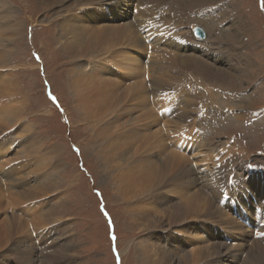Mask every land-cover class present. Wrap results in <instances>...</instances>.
<instances>
[{
  "label": "rangeland",
  "instance_id": "1",
  "mask_svg": "<svg viewBox=\"0 0 264 264\" xmlns=\"http://www.w3.org/2000/svg\"><path fill=\"white\" fill-rule=\"evenodd\" d=\"M74 1L59 8L56 7L57 0H2L0 3V224L12 215H21L28 227L26 231L21 230L20 235L14 234L8 244L3 242L2 246L0 243V264H147L146 248H157V245L171 254L177 263L183 254L187 256L193 251L204 250V255L194 264H264V255L258 258L254 253V242L258 241L264 248V227L255 234L251 231L256 227L254 217L259 212L253 211L251 197L245 198L248 191L264 194V181L257 188L249 186L250 179L264 175L262 0L213 1V5L217 4L214 6L217 12L213 7L203 8L197 18L196 14L191 18L192 13L178 11L173 2L162 6L160 2L149 5L141 0H127L129 5L120 2L117 4L120 7L115 0L100 4L94 2L111 6L118 13L126 12L125 17H119L121 21L113 20V16L110 20L102 19L91 9L84 11V8H80L82 5L74 4ZM95 6L92 4L91 7ZM160 11L162 13H158ZM153 15V22L163 17L160 22L165 26L173 29L183 27L185 32L179 35L176 31V39H165L157 26L151 30L157 35L138 32L140 37L132 39L141 40L143 44L133 48V44L126 43L125 39L123 41L120 33H117L119 31L115 30V35L110 36V41L105 44L112 45L111 56L105 55L104 48L97 47L96 51L100 50L95 56H100L101 60L96 61L91 60L94 55L86 60H74L76 52L67 48L72 38L64 35V31H69L75 25L89 28V31H84L85 39L93 41V36H103L98 27L106 21L122 26L132 21V24L140 22L152 28L149 23ZM149 16L150 19H147ZM209 19H214L216 23H211ZM237 21L244 29L241 27V33L235 37L233 32L234 26H238ZM62 23L66 25L63 29L60 26ZM196 25L207 33L206 41L195 39L192 29ZM228 26H233V29L230 31ZM165 32L169 33L168 30ZM186 41H195L198 45L185 47L180 44ZM213 42L216 43L215 47L220 46L223 50L233 45L238 48L234 55H225L226 61L219 55V63L215 64L211 56L206 54L208 59L203 57L205 49V52L216 55L218 51L215 47L207 49L212 47ZM93 47H96L95 43ZM131 53L141 62L144 61V68L136 65L133 58L126 57ZM182 53L200 57L196 59L203 66L196 65V71H190L188 67L177 68L174 57ZM202 57L207 63L201 60ZM239 59L242 61L240 71L234 69L236 66L233 68ZM103 60L109 62L108 65L112 62L119 64V76L115 72H105L109 80L116 78L117 85L111 86L106 82L98 89H94L95 86L94 90L90 89L86 81L97 84L96 77L104 72L98 63ZM158 64L165 67L162 73L168 75L167 79L170 80V83H161L160 88H164V91L157 90V77L160 78L157 76ZM172 64L175 66L173 69L169 68ZM206 64L215 65L219 74L216 76L217 73L213 71L212 76L208 75L210 72L205 70ZM77 72H81L79 79L84 84L77 85ZM78 87L83 94H77ZM53 96L56 97L55 102ZM104 96L108 99V109L110 104L115 105L119 116L117 114L115 118V115H109L108 109H104L106 115L102 120L105 125L100 120L102 125L98 120H90L88 111L82 108V97L94 104ZM128 112H131L130 117ZM138 116L143 117L138 126L139 140L129 146L131 152L136 153V160L149 158L158 166L160 159L167 155L168 148L163 147L164 152L150 149V137H154V131L158 136H163L169 149H175L182 155L188 149V143L192 146L202 144L206 132L208 140L212 135L215 137V145L202 148V154L188 162L180 160V157L175 158V165L167 170L161 187L151 188V181H144L119 192L113 180L108 179V174L102 171L95 144L106 127L110 129L108 133L112 134L119 129V122L124 123L129 121L128 118L136 119ZM151 116L159 118L152 123ZM204 117H208V126L214 132L201 122ZM114 122H117L116 128ZM166 124L168 126L165 127ZM186 134L192 138L185 137ZM186 155L189 158L195 153L187 151ZM187 164L194 175L188 177L196 180L198 177L200 184L196 181L187 190L184 187L180 190L178 182L169 183L168 174L180 172L187 168ZM254 168L256 171L253 174L254 171H251ZM232 177L235 184L230 188ZM214 179L220 182L223 179L224 187L219 190L211 188ZM217 186L218 183L213 185ZM225 188L230 190L231 199L224 202L225 196L222 195ZM202 191L206 193L209 203L201 205L198 212L194 211L192 218L174 222L170 211L179 205L187 207L188 196ZM164 195L168 197L165 199ZM28 196L32 201L28 202ZM159 198L164 199L161 202ZM254 198L256 200L259 196L255 195ZM233 200L235 202L231 203ZM239 212L241 214L236 216ZM249 222L252 223L250 227L247 226ZM201 229L205 231L202 230V233ZM150 244L154 246H147ZM207 244H211V247ZM214 247L216 254L205 253L206 250L214 251Z\"/></svg>",
  "mask_w": 264,
  "mask_h": 264
},
{
  "label": "bare ground",
  "instance_id": "2",
  "mask_svg": "<svg viewBox=\"0 0 264 264\" xmlns=\"http://www.w3.org/2000/svg\"><path fill=\"white\" fill-rule=\"evenodd\" d=\"M72 1H74V0H57V2H58V4H56V7H61V6H63V5H65L66 3H70V2H72ZM96 1H98L99 2V4H100V2H102V1H106V0H75L74 2V4H79V5H82V7H80V8H84V11H88V9H91L90 11L93 13V14H95L96 16H100V18H102V19H111V17L113 16V20H115V21H121V20H118V19H120V18H123V16L125 17V13L126 12H124V11H122L121 13H118V12H115L114 10H112V7L111 6H103V5H99V4H97V3H94V2H96ZM110 1V0H109ZM142 1V3H144V4H153V5H157V3H155V2H160L161 3V5L162 6H165V5H171L172 4V2L173 3H175L174 4V6L175 7H177V9H178V11H180V10H185V11H187V12H190V13H192L191 14V18H192V16L193 15H195L196 16V18L197 17H200V12H201V9H203V8H207V7H213V10L215 11V12H217V8H215L214 6H217V4L215 5H213L212 4V2L214 1H217V0H141ZM202 1H204V2H202ZM2 2V0H0V3ZM115 2H116V5L118 4V3H120V2H122V3H124V5L126 6V5H129V3H126L127 2V0H115ZM200 2H202V3H200ZM112 3V2H111ZM200 3V4H199ZM92 4H95L96 6L93 8V7H91L92 6ZM0 6H1V4H0ZM118 7H120L119 5H117ZM152 6V5H151ZM73 7V6H72ZM118 9V8H117ZM75 10V9H74ZM145 11V10H144ZM184 11V12H185ZM110 12V13H109ZM116 13V14H115ZM145 13V12H144ZM176 13H178V12H176ZM4 14V13H3ZM188 14V13H187ZM140 15V14H139ZM147 15V14H146ZM183 15V14H182ZM11 15H9V16H7L6 18H8V17H10ZM179 16V15H178ZM105 17V18H104ZM120 17V18H119ZM187 17V16H186ZM189 17V18H190ZM141 18V17H140ZM179 18H180V16H179ZM188 17H187V19H189ZM182 19H183V17H182ZM77 20H80V18L79 19H77ZM97 20V18H95V21ZM106 21V20H105ZM146 21V20H145ZM185 21V20H184ZM187 21V20H186ZM208 21H210L211 23H216V21L214 20V19H209ZM232 21V20H231ZM107 22V21H106ZM106 22H104V25H102L101 27L99 26H97L98 27V29H101L102 30V35L103 36H101V37H98L97 38V36L94 38V36H93V41L91 40V41H89V40H86L85 39V35H84V31L86 30H88L89 31V28H86V27H84L83 25H75L74 27H71L70 29H69V31H67V30H65L64 31V35H69L70 36V38H72V40L68 43V45H67V48H70V49H74V51L76 52V54L75 55H73L74 56V60H77V59H87V58H91L93 55V57L91 58V60H98V59H100L101 60V58H99L100 56H95V54H96V52H98V51H96V48L97 47H100L101 49L102 48H104V52H105V55L107 56H111V52H112V50H111V47H112V45H110V46H106L105 44L106 43H108L109 41H110V36H114L115 35V30H118L119 32H117V33H120L119 35L122 37V39H123V41H124V39H125V41H126V43H131V44H133V48H135V47H139V46H142V44H143V42L140 40H138V38H137V40L138 41H136V39L134 40V39H132L133 37L134 38H136V37H140L137 33L139 32V33H146V32H151V35H157L156 33L157 32H154V31H151L153 28H150V27H148L147 25L148 24H146V23H144V24H141L140 22H138V23H136V24H132V22H130L131 24H129V23H126L125 25H124V23H123V25L124 26H122V25H112V24H108V23H106ZM144 22V21H143ZM181 23V22H180ZM238 21H237V25H238ZM235 24V25H236ZM61 26V28L63 29L64 28V26H66V25H63V23L60 25ZM196 26H199V25H196ZM221 26V25H220ZM195 26H193V28H194ZM242 27V25H238V26H234V32H233V35L236 37L237 36V34L240 32L241 33V30H240V28ZM228 28H229V30L231 31V28L233 29V26H228ZM97 29V28H96ZM219 29V26L217 27V29H216V31ZM237 29V31H235ZM242 29H244V27H242ZM221 30V29H220ZM192 31H193V29H192ZM222 31V30H221ZM100 32V31H99ZM95 33V32H94ZM97 33V32H96ZM91 34V33H90ZM92 35V34H91ZM98 35V34H97ZM194 35V34H193ZM119 37V36H118ZM195 37V36H194ZM197 37H195V39H196ZM121 39V38H120ZM132 39V40H131ZM187 39H189V38H187ZM193 39V38H192ZM197 39H199V38H197ZM117 40V39H116ZM181 40V39H180ZM186 40V39H185ZM207 40V39H206ZM205 40V41H206ZM231 40H234V39H231ZM118 41V40H117ZM190 41V40H189ZM198 41V40H197ZM116 42V41H115ZM119 42V41H118ZM96 44V47L94 48L93 47V44ZM121 43V42H120ZM194 43H195V41H194ZM112 44V43H111ZM200 44V43H199ZM214 44H216V43H214L213 42V44H212V47H207V49L209 50H211L212 48H214L215 47V45ZM130 45V44H129ZM158 45V44H157ZM201 45V44H200ZM203 45V44H202ZM220 45V44H219ZM231 45H233V44H231ZM218 46V45H217ZM92 47V48H91ZM118 47V46H117ZM117 47H115V48H117ZM150 47V46H149ZM91 48V49H90ZM127 48V47H126ZM236 48H238V46H236V45H233V46H228V47H226V48H224V50L222 49V47H215L214 49L216 50V51H218V52H216L215 54L216 55H214V54H211L210 52H205L206 51V49H205V51H204V53H203V57H205V58H207L206 56L208 55V56H211L214 60H215V64H218L219 62H218V60H219V58H221V57H218L219 55H221V56H223L222 58H223V60H227V59H224V57H225V55H234L235 54V50H236ZM94 49V51L93 52H89V53H92V54H90V55H87V54H89V53H86L85 51H91V50H93ZM157 49H158V47H157ZM169 49V48H168ZM120 50V49H119ZM150 50V49H149ZM173 50V49H172ZM175 50V49H174ZM115 51V50H114ZM177 51V50H176ZM225 51V52H224ZM166 52H167V50H166ZM213 52V51H212ZM231 52H232V54H231ZM233 52H234V54H233ZM214 53V52H213ZM230 53V54H229ZM123 54H125V53H123ZM173 54V53H172ZM179 54H180V52H179ZM184 54V55H183ZM207 54V55H206ZM151 55H152V53H151ZM178 57H174V56H172V57H174L175 58V60H176V63H175V66L177 67V68H180V69H182V67H188V68H191V69H189L190 71H196V65H199V66H203L202 65V63H200L199 61H198V59H196V58H199L200 59V57H196V56H193L192 57V55L190 56V55H188L187 56V53H182L181 55H177ZM102 57H104V59H105V56H102ZM126 57H128V58H133L134 60H135V64L136 65H142V68H144V61L143 62H141L142 60L140 59V58H138L136 55H134V54H132L131 53V55L129 54L128 56H126ZM203 57L201 58V60L204 62L205 60L203 59ZM103 59V58H102ZM108 59V58H107ZM208 59V58H207ZM221 60V59H220ZM107 61V60H106ZM109 61V60H108ZM112 62V61H111ZM206 62V61H205ZM108 63L109 62H105L104 60L103 61H99V65L98 66H101V69L104 71L103 72V74L101 75V76H98V77H96V81H97V84L95 83V82H91V81H86V83L89 85V87H90V89H93V87L95 86V88L94 89H98L99 87H100V85L102 84V83H106V82H108V83H110L111 84V86H113L114 84L115 85H117L115 82H117L115 79V77H112L111 78V80H109L108 78H107V76H106V73L105 72H111V73H113V72H115L118 76H119V64L118 63H115V62H112V63H110L109 65H108ZM207 63V62H206ZM241 63H242V61H241V59H239V61H238V63H236V65H233V68L234 69H238L239 71H240V68H242V67H239L240 65H241ZM155 64V63H154ZM211 64V63H210ZM213 64V63H212ZM228 65V64H227ZM115 66V68H113ZM150 66V65H149ZM173 64H172V66H170L169 68H174L175 67ZM215 66V65H214ZM214 66L212 67V65H209V64H206V68H205V70H207V72H210V73H208V75H210V76H212V72L213 71H215L217 74H216V76L219 74V70H218V68H216V66H215V68H214ZM152 68V67H151ZM157 68H159V71L157 72L158 74H157V76H160V78H158L157 77V90H160V91H162L163 89H162V87L160 88V85H161V83L162 82H164V84H166V83H170V82H168V81H170V80H168L167 78H168V75H166L165 76V74L163 75V73H162V71H164L163 70V68H165V67H163V65L161 64H158L157 65ZM176 68V69H177ZM169 70V69H168ZM179 70V69H178ZM177 70V71H178ZM242 70V69H241ZM243 70H244V68H243ZM144 71H145V69H144ZM143 71V72H144ZM152 71V70H151ZM171 72H173V71H171ZM241 72H244V71H241ZM151 73V72H150ZM149 73V74H150ZM175 73H176V71H175ZM145 74V73H144ZM147 74V73H146ZM166 74H168V73H166ZM195 74L196 75H200L199 73H197V72H195ZM82 75H83V73H82ZM239 75H241V74H239ZM81 76V72H77L76 74H75V77L77 78V81L79 82L77 85H81V84H84V83H82L81 81H80V79L79 78H81L80 77ZM93 75H91V77H92ZM111 76H113V75H111ZM170 76V75H169ZM201 76H202V74H201ZM152 76H150V78H151ZM156 77V76H155ZM150 78H148V79H150ZM171 78V77H170ZM169 78V79H170ZM196 78V77H195ZM241 78V77H240ZM74 79V78H73ZM104 79H106V80H109V81H106V80H104ZM171 79H173V78H171ZM86 80V79H85ZM205 80H207V79H205ZM156 82H154V83H156ZM173 82V81H172ZM81 83V84H80ZM176 83V82H175ZM184 84V83H183ZM76 85V84H75ZM76 85V86H77ZM139 85V84H138ZM163 85V84H162ZM119 86V85H118ZM165 86V85H164ZM208 86V85H207ZM152 87V86H151ZM156 87V86H155ZM103 88V87H102ZM172 88V87H171ZM77 89V88H76ZM93 89V90H94ZM105 89H107V88H105ZM180 89V88H179ZM166 90V89H165ZM168 90V89H167ZM210 90V89H209ZM75 91V90H74ZM114 91V90H113ZM136 91V90H135ZM164 91V90H163ZM185 91V90H184ZM86 92V91H85ZM115 92V91H114ZM127 92V91H126ZM138 92V91H137ZM159 92V91H158ZM168 92H170V91H168ZM179 92V91H178ZM77 94L78 95H80V94H83V90L81 89V88H79L78 87V90H77ZM90 94H93V93H90ZM101 95H102V93H100ZM136 93H134V95H135ZM187 94V93H186ZM94 96V95H93ZM137 96V95H136ZM91 97V96H90ZM155 97V96H154ZM177 97V96H176ZM191 97V96H190ZM196 97V96H195ZM194 97V98H195ZM80 98V97H79ZM106 98H108V95H107V97ZM105 98V96H104V98H98V101H94V104L92 103V102H89L88 100H85L86 98H84V97H82V100H83V107L82 108H84L85 109V111H88V113H87V115L89 116V118H90V120L91 121H99L100 122V120L103 122V124L105 123L103 120H105V118H104V116L103 115H106V113L104 112L105 110L104 109H108V104L106 103L107 101L106 100H108V99H106ZM179 98V97H178ZM115 99V98H114ZM164 100V99H163ZM196 101H198L197 99H195ZM133 101V100H132ZM194 101V100H193ZM196 101H194V103H196ZM82 102V101H81ZM153 102H155V101H153ZM192 102V101H191ZM190 101H189V103H191ZM129 103V102H128ZM133 103V102H132ZM135 103H137V102H135ZM134 103V104H135ZM198 103V102H197ZM129 105V104H128ZM194 105V104H193ZM11 106V105H10ZM16 106V105H15ZM149 106V105H148ZM185 106V105H184ZM145 107V106H144ZM186 107V106H185ZM187 107H189V106H187ZM121 108V107H120ZM123 108V107H122ZM132 108V107H131ZM150 108V107H149ZM188 109V108H187ZM140 110H142V108H140ZM107 111H109L110 112V114L109 115H115V118H117L116 116H117V108L115 107V105H111L110 104V109H108ZM145 112H147V111H145ZM154 112V111H153ZM188 112V111H187ZM142 113H144L143 111H142ZM141 113V114H142ZM152 113V111L150 110V114ZM155 113V112H154ZM153 113V114H154ZM177 112H175L174 113V115L176 114ZM212 113V112H211ZM124 114V113H123ZM127 115H129L128 117H130V115H131V112H128L127 113ZM126 115V116H127ZM118 116H119V114H118ZM123 116V115H122ZM142 116H143V114H142ZM154 116V115H153ZM153 116H151L152 117V119L153 120H151V122L152 123H155V120L156 119H158L157 117H153ZM206 116H207V114H206ZM17 117V116H16ZM114 117V116H113ZM133 117V116H132ZM135 117V116H134ZM139 117V116H138ZM145 117V116H144ZM147 117V116H146ZM176 117V116H175ZM174 117V118H175ZM189 117V116H188ZM173 118V117H172ZM172 118L170 119V120H172ZM210 118V117H209ZM12 119V118H11ZM17 119V118H16ZM103 119V120H102ZM119 119V118H118ZM118 119H116V120H118ZM145 119H147V118H145ZM176 119H177V117H176ZM175 119V120H176ZM186 119H188L187 117H186ZM201 119H202V116H201ZM9 120V119H8ZM89 120V119H88ZM107 120V119H106ZM110 120V119H109ZM125 120V119H124ZM127 120V119H126ZM128 120L129 121H127V122H124V123H120L119 122V129L117 130L116 129V131L115 132H112V134H109L108 132H109V128H105L101 133H102V136H99L100 138H99V142H96V144H95V146H96V148H97V153H99V155H98V157H99V162H100V164L103 166V172L104 173H106V175L108 174V179H110V180H113V183H114V186L118 189V191L119 192H122L123 190H125L126 188H128V187H133V186H136V184L137 183H139V182H141V183H143L144 181H151L150 183H149V185H150V187L151 188H154V187H156V186H160V185H162V183L165 181L164 180V178L166 177V175H167V170H169V167H174V163H175V158H177V157H180V160H184L185 162H188V160H192V159H194L195 157H198L200 154H202V148H208V147H211V146H213V145H215V137L212 135V134H210V135H212V138H211V140H208L207 138H209V135H208V133L206 132V135H205V140H204V142L202 143V144H200V145H195V146H192L191 145V143H188V145H189V147H188V149H186V151H185V154L183 153V155L182 154H180V153H178V151H176L175 149H169V146H168V144H166L165 143V141H164V138H163V136H158V134H157V131H154L153 132V134H154V137L152 136V137H150V145H149V147H150V149H152V150H154V149H156L158 152H162L163 151V147L164 148H168V149H166V150H169L168 151V153H167V155L165 156V158L164 159H160L161 161H160V163L158 164V166H157V163L155 162V161H151V159H149V158H146V160H144V161H142V160H136V158H135V156H136V153H132L131 152V147H129L135 140H137L138 138H137V134L139 133V129H138V126H140L139 125V123L140 122H142L143 121V117L141 118V117H139V118H136V119H133V118H128ZM207 120H208V117H204L203 118V120H201V122L204 124V126H206L208 129L210 128L209 126H208V124H209V122H207ZM119 121V120H118ZM145 121H148V120H145ZM177 121V120H176ZM181 121V120H180ZM88 122V121H87ZM90 122V121H89ZM102 122H100L101 124H102ZM106 122H108V121H106ZM182 122V121H181ZM99 123V124H100ZM110 123V122H109ZM115 123V122H114ZM114 123H112V124H114ZM117 123V122H116ZM116 123H115V128H116ZM125 123H126V125H125ZM94 124H97V123H94ZM102 124V125H103ZM176 124V123H175ZM183 123H181V125H182ZM105 125V124H104ZM145 125L146 126H148V123L147 122H145ZM154 125V124H153ZM179 125V124H178ZM210 125V124H209ZM135 126H137L136 128H135ZM155 126V125H154ZM166 126H168V124H166L165 125V127ZM176 126V125H175ZM97 127V126H96ZM104 127V126H103ZM150 127V126H149ZM179 127V126H178ZM95 128V127H94ZM172 128V127H171ZM184 128V127H183ZM189 128V127H188ZM174 129H175V127H174ZM213 128H210V130L212 131V132H214L213 130H212ZM99 130V129H98ZM171 130V129H170ZM169 130V131H170ZM163 131H164V129H163ZM176 131V130H175ZM174 130H173V132H175ZM172 132V133H173ZM142 133V132H141ZM171 133V134H172ZM178 134H180V132L178 133ZM150 135V134H149ZM176 135V134H175ZM185 135V134H184ZM184 135L181 137V138H183L184 137ZM151 136V135H150ZM179 136V135H178ZM139 137V136H138ZM145 137V136H144ZM171 137V136H170ZM185 137H187V138H192V137H189V134H186V136ZM139 138H141V137H139ZM173 139V138H172ZM139 140V139H138ZM143 140H145V138L143 139ZM141 141V140H140ZM142 142V141H141ZM140 142V143H141ZM171 142H172V140H171ZM178 142H181V140H178ZM188 142V141H187ZM138 143V142H137ZM172 143H174V142H172ZM184 143V142H183ZM185 143H186V141H185ZM2 145V144H1ZM184 145V144H183ZM4 147V146H3ZM135 147H137V145H135ZM171 147V146H170ZM182 147V146H181ZM7 148V147H6ZM143 148V147H142ZM176 148V147H175ZM213 148V147H212ZM92 149H94V148H92ZM138 149V148H137ZM137 149H136V151H137ZM145 149V148H144ZM219 149V148H218ZM217 149V150H218ZM140 150V149H139ZM152 150L150 151V152H152ZM181 150V149H180ZM149 151V150H148ZM190 152L191 154H194L195 153V155H192V156H190L189 158H187L186 156V152ZM210 151L211 152H213L212 150H211V148H210ZM164 152V151H163ZM207 152V151H206ZM138 153V152H137ZM147 153H149V152H147ZM155 155V154H154ZM159 156V155H158ZM161 156V155H160ZM211 156V155H210ZM213 156V155H212ZM215 156V155H214ZM149 157V156H148ZM205 157V156H204ZM216 157V156H215ZM220 157V156H219ZM27 158V157H26ZM160 158V157H159ZM205 158H207V157H205ZM28 159V158H27ZM142 159V158H141ZM216 159V158H215ZM203 160V159H202ZM208 160H211V159H208ZM214 160V159H213ZM32 161V160H31ZM215 161V160H214ZM2 162V161H1ZM0 162V163H1ZM3 162H5V161H3ZM190 162V161H189ZM202 162V161H201ZM209 163V162H208ZM239 163V162H238ZM216 164V163H215ZM231 165V164H230ZM176 166H178V165H176ZM193 167V166H192ZM235 167V166H234ZM16 168H18V167H16ZM15 168V169H16ZM172 169V168H171ZM175 169V168H174ZM178 169V168H177ZM176 169V170H177ZM225 169V168H224ZM175 170V171H176ZM180 170V169H179ZM221 170V169H220ZM10 172V171H9ZM12 172V171H11ZM172 172V171H171ZM103 173V174H104ZM199 174V173H198ZM207 174H208V172H207ZM261 174V173H260ZM205 175V174H204ZM3 176V175H2ZM168 176L170 177L169 178V183L171 184H173L174 182H178V184H180L181 186H180V190H182L183 189V187H184V189H186L187 190V187H189L190 185H192V184H195L196 183V181H198L199 182V180H198V177H197V180L195 179V178H190V177H188V176H194L193 175V171H192V169L189 167L188 168V164H187V168L185 167L183 170H181L180 172H177V173H175V174H168ZM201 176V175H200ZM254 176V175H253ZM208 177V176H207ZM213 177V176H212ZM256 177H258V179H259V181H256L255 183H253V181H251V183H249V186H251V185H254V187L255 188H257L258 186H259V184H260V182H263V177H264V175H259V176H256ZM241 178V177H240ZM160 180V181H159ZM212 180V179H211ZM238 180V179H237ZM158 181V182H157ZM204 181V180H203ZM217 181V182H216ZM239 181H241V180H239ZM218 183L219 184V186H217V187H213V185L215 184V183ZM220 182V180H216V179H214L213 181H212V184L210 185V187L211 188H213L214 190L215 189H218L219 190V188H223L224 186H223V184L225 183V181L222 179L221 180V182ZM199 184H200V182H199ZM239 184L240 185H243L241 182H239ZM166 185V184H165ZM205 185H206V183H205ZM209 185V184H208ZM226 185V184H225ZM264 186V185H263ZM161 187V186H160ZM171 187V186H170ZM147 188V187H146ZM230 188H231V186H230ZM246 189H249V187H245ZM244 188V189H245ZM129 189V188H128ZM171 189V188H170ZM173 189V188H172ZM177 189V188H176ZM244 189H242V190H244ZM259 189V188H258ZM179 189L177 190V191H180ZM213 190V191H214ZM264 190V189H263ZM262 190V191H263ZM147 191V190H146ZM148 191H149V189H148ZM161 191V190H160ZM212 191V192H213ZM220 192V191H219ZM124 193V192H123ZM144 193V192H143ZM142 193V194H143ZM168 193V192H167ZM246 193V192H245ZM127 194V193H126ZM141 194V195H142ZM206 193L204 192V191H202V192H199V193H192V194H190L189 196H188V202L187 201H185V202H187V207H185V206H182V205H179V206H176V207H174L173 208V210H171L170 211V213H171V217H172V220L174 221V222H177V221H180V222H184V221H186V220H188V219H190V218H192V214H193V212L195 211V212H198V210H199V208H200V206L202 205L203 206V204L205 205V203H209V201H208V198H207V195H205ZM129 195V194H128ZM154 195V194H153ZM1 196V195H0ZM133 196V195H132ZM165 196V195H164ZM216 196V195H215ZM258 196V195H257ZM130 197V196H129ZM166 197H168V195L167 196H165V199H166ZM27 198V197H26ZM180 198V197H179ZM141 199H142V197H141ZM164 198H159V201H161L162 202V200H163ZM182 199V198H181ZM2 200V199H1ZM214 200V199H213ZM29 201H32V200H30V198H29V196H28V202ZM220 201V200H219ZM27 202V203H28ZM171 202V201H170ZM182 202H183V200H182ZM164 203V202H163ZM162 203V204H163ZM211 203V202H210ZM254 202L251 200V204H253ZM185 204V203H184ZM183 204V205H184ZM212 204V203H211ZM240 204V203H239ZM177 205V204H176ZM213 205V204H212ZM249 206V205H248ZM218 208V210L221 212V213H223L220 209H219V207H217ZM247 208V207H246ZM245 208V209H246ZM251 208V207H250ZM161 209V208H160ZM244 209V208H243ZM254 209V208H253ZM246 211V210H245ZM244 211V212H245ZM27 213V212H26ZM224 214V213H223ZM246 214V213H245ZM252 215V214H251ZM23 216H21V215H19V216H16V215H12V216H10V217H8L6 220H4L3 221V223L2 224H0V243H1V245H2V243L3 242H6V244H8L9 242H11L12 241V239L14 238L13 237V235L15 234L16 236H18V235H20L21 234V230H23V231H26L27 229H28V227H27V224H26V222H24V219L22 218ZM25 217H27V216H25ZM199 217V216H198ZM246 217V216H245ZM48 218V217H47ZM141 218V217H140ZM139 218V219H140ZM26 220V219H25ZM43 221V220H42ZM204 221V220H203ZM179 222V223H180ZM186 224H187V222H186ZM252 224V223H251ZM251 224H250V222L249 223H247V226L248 227H250L251 226ZM30 225V224H29ZM238 227H240L239 225H237ZM207 228V227H206ZM251 229H253V228H251ZM196 230V229H195ZM205 231L204 229H201V231ZM203 231H202V233H203ZM245 234H248L246 231L244 232ZM194 235V234H193ZM204 236V235H203ZM202 236V237H203ZM160 239H162V238H160ZM175 239H177V238H175ZM173 242V241H172ZM175 243L176 242H178V241H174ZM258 242V241H257ZM254 242V246H256V251L254 252L255 253V256H257L258 258H260V257H262V255H264V253H263V250H264V248H262L263 246L258 242ZM175 243L173 244V243H171V244H173V245H175ZM181 244H183V243H181ZM204 244V243H203ZM208 245V247H211L209 244H207ZM214 246H215V244H213ZM3 246V245H2ZM147 246H154V245H152V244H150V245H147ZM160 246H161V244H160ZM218 246V245H217ZM155 247V249H153ZM154 247H152V249L151 248H146V250H145V253H146V257H145V261H146V263L147 264H194L195 262H197L198 260H200L201 259V255H204V253H203V251L204 250H202V252H191L190 253V255H184L183 253V257H182V259L181 260H179V262L177 263L176 261H174L172 258H171V254H169V253H167V251H165V249L163 250H161L160 248H159V246L157 245V248H156V246H154ZM178 247V246H177ZM207 247V246H206ZM164 248V247H163ZM255 248V247H254ZM182 250V249H181ZM187 251V250H186ZM216 247H214V251H213V249H211V250H206L205 251V253L206 254H208V253H210V254H216ZM170 252H173V250H171ZM175 252V251H174ZM219 252V251H218ZM225 252V251H224ZM179 253H181V252H179ZM240 253V252H239ZM178 254V253H177ZM241 254V253H240ZM218 255H220V254H218ZM148 257V258H147ZM176 257H177V255H176ZM179 257V256H178ZM181 257V256H180ZM205 257V256H204ZM212 258V257H211ZM217 258H219V257H217ZM233 258H235L234 256H233ZM237 258V257H236ZM256 258V257H255ZM233 261V260H232ZM232 261H230V262H232ZM234 261H235V259H234ZM254 261V260H253ZM260 261V260H259ZM258 261V262H259ZM235 263V262H234ZM264 263V262H263ZM213 264V263H212ZM254 264V263H253Z\"/></svg>",
  "mask_w": 264,
  "mask_h": 264
},
{
  "label": "water",
  "instance_id": "3",
  "mask_svg": "<svg viewBox=\"0 0 264 264\" xmlns=\"http://www.w3.org/2000/svg\"><path fill=\"white\" fill-rule=\"evenodd\" d=\"M194 31H195V36L200 38V39H203V40H206L207 39V33L204 31L203 28H201L200 26H196L194 28Z\"/></svg>",
  "mask_w": 264,
  "mask_h": 264
},
{
  "label": "snow or ice",
  "instance_id": "4",
  "mask_svg": "<svg viewBox=\"0 0 264 264\" xmlns=\"http://www.w3.org/2000/svg\"><path fill=\"white\" fill-rule=\"evenodd\" d=\"M262 7H264V0H262ZM52 99H53L54 102L56 101V97L53 96Z\"/></svg>",
  "mask_w": 264,
  "mask_h": 264
}]
</instances>
